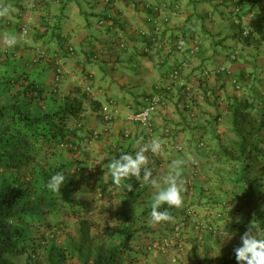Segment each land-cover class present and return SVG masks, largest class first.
<instances>
[{"label": "crops", "instance_id": "1", "mask_svg": "<svg viewBox=\"0 0 264 264\" xmlns=\"http://www.w3.org/2000/svg\"><path fill=\"white\" fill-rule=\"evenodd\" d=\"M2 6H10V12L0 17V47L22 56L19 64L29 71V82L56 98L51 104L45 100L47 110L35 112L40 116L58 110L61 103H81L84 113L79 123L71 121L72 126L83 137L91 130L100 136L74 158L79 164L94 158L102 179L110 178L108 163L113 158L138 150L137 139L156 138L163 151L146 154L153 176L167 174L171 161L183 159L182 194H196L194 185H201L202 179L195 173L199 168L193 173L194 166L213 165L218 144L236 140L227 105L236 100L264 109V0H0ZM232 22L248 30L249 37H239ZM22 27L28 31L25 40ZM143 31L151 38L145 40ZM6 33L17 37L14 46L4 45ZM66 45L73 54L63 49ZM192 45L198 46L195 54L186 49ZM56 67L62 74L54 85ZM173 68L180 71L183 87L169 78ZM87 85L90 94L84 92ZM155 90L166 93L165 102L152 115L150 126L142 127L134 116ZM103 107L117 111L109 125L102 120ZM138 182L133 195L140 196L133 205L143 208L152 203L154 189ZM96 190V199L83 195L79 203L70 202L88 205L90 211L80 215L96 210L110 216L101 194H114L112 202L127 200L126 192L112 185ZM155 257L157 253L145 262L154 259L156 264Z\"/></svg>", "mask_w": 264, "mask_h": 264}, {"label": "rangeland", "instance_id": "2", "mask_svg": "<svg viewBox=\"0 0 264 264\" xmlns=\"http://www.w3.org/2000/svg\"><path fill=\"white\" fill-rule=\"evenodd\" d=\"M4 49L7 48L0 49V53ZM17 54L12 52L10 58L0 55V103L19 105L31 115L39 116L35 111L47 110L46 101L55 103L56 98L50 94L51 91L46 93L42 89L41 98H37L25 90L29 83V71L19 64L22 56ZM21 83L23 86H20ZM66 103H61L57 109ZM53 111L49 110V113L57 110ZM16 142V138H9L8 135L3 141L4 144ZM27 145L38 150L32 163L11 170L0 169V191L15 198V207L24 205L33 209L32 214L16 217L11 221L13 225L23 228V243L29 249L36 250L31 256L25 254L15 257L13 260L16 264H78L76 257L64 249L69 237L74 233L79 217L86 218L90 225L91 245L84 244V253L92 254L98 246L116 244L126 230L130 229L134 233L130 252H135L141 260L157 253L156 264H238L234 248L240 246L241 237L232 236L230 240H225L224 235L210 233L207 228L212 215H227L243 188L242 184H234V172L223 166L218 159L215 158L214 162L211 161L213 165L206 168L194 166L193 173L196 168L200 169L195 173L200 172L202 184L194 185L197 188L196 194H182V206L174 207L171 212L173 219L167 227L163 222L151 223L150 215L145 214L151 211V204L140 208L138 204L133 205L137 201L134 199L126 206L122 204L123 201L114 200L110 216L96 210L84 215L73 212L76 207H69L70 202L79 203L83 195H92L95 198L96 187L102 188L104 184L95 185L96 176L101 175V172L100 165L94 158L84 164H79V159L74 158L79 157L91 144L87 146L83 142L75 153L61 148L51 149L47 144L38 146L31 141L27 142ZM76 167L83 169L78 171ZM57 172L63 173L66 181L60 191L52 192L46 184ZM251 175L255 180L254 189L260 194V200L254 204L251 211L264 213V158ZM91 191L94 193L91 194ZM232 218L238 222L246 221L241 214H235ZM50 234L54 235L53 239ZM41 238L45 239L43 246L39 245ZM152 263L154 259L150 262Z\"/></svg>", "mask_w": 264, "mask_h": 264}, {"label": "trees", "instance_id": "3", "mask_svg": "<svg viewBox=\"0 0 264 264\" xmlns=\"http://www.w3.org/2000/svg\"><path fill=\"white\" fill-rule=\"evenodd\" d=\"M232 25L234 30L237 28V35L243 38L242 31L244 29L238 27L239 24L236 25L232 22ZM36 38L39 39L40 37ZM20 86L23 84L21 83ZM25 90L29 94L41 98L42 89L34 85L33 81L25 86ZM93 108L99 107L94 104ZM226 110L232 114L230 132L236 140L218 144L216 151L212 154L222 162L223 166L234 172V184H242L243 188L227 215L220 213H217L216 216L212 215L207 228L210 233L217 235H223L226 230L233 237H241L247 230L249 221H253L258 235L264 236V213L258 210L251 211L254 204L260 200V194L254 189L255 180L251 173L255 171L261 159L264 158V109H259L257 104L253 102L241 103L233 100L231 105H227ZM83 113L84 108L81 103L76 101L66 103L54 113L46 112L40 116L31 115L29 111L24 110L19 105L0 103V169L11 170L32 163L38 150L28 147L27 142L29 141L38 146L47 144L51 149L59 148V145H80L82 140L89 138L90 132L83 137L82 132L73 127L71 121L76 120L79 123L80 115ZM7 135L9 138H16L17 142L4 144V137ZM121 153L127 152L122 151ZM206 166L208 165H204V168ZM76 168L78 171L83 169V167ZM96 180L99 183H104L103 188L105 185L107 187L112 185L124 190L127 194V200L122 203L124 206L128 205L132 199L136 200L140 196L139 194L136 197L133 195L139 185L134 177L122 180L120 185L114 183L112 176L105 181L97 175ZM129 184L132 185V191H128ZM103 188L101 189L103 190ZM114 198L115 195L109 192L106 196L100 195V199L107 200L105 213H110ZM15 204V198L11 194L0 191V264H16L13 260L15 257L25 254L31 256L36 251L29 249L23 243V228L11 223L16 217L32 214L33 209L24 205L20 208L15 207ZM70 206L73 205L69 203ZM165 207L167 206H161L160 210L163 211ZM50 209L51 207L48 208V210ZM222 209H226V207H222ZM81 211L87 213L90 208L88 205L85 208L76 207L73 212L79 213ZM168 211L171 214L172 211ZM150 212L145 214L150 215ZM235 214H241L246 221H235L232 218ZM163 225L169 227V221L163 222ZM133 234L130 229H127L124 236L116 244L106 247L98 246L92 254L84 253L82 251L84 244L91 245L90 225L87 219L79 217L74 233L69 237L64 250L74 255L78 264H145L144 259L141 260L135 252H130ZM53 264L60 263L54 262Z\"/></svg>", "mask_w": 264, "mask_h": 264}, {"label": "clouds", "instance_id": "4", "mask_svg": "<svg viewBox=\"0 0 264 264\" xmlns=\"http://www.w3.org/2000/svg\"><path fill=\"white\" fill-rule=\"evenodd\" d=\"M9 12H10V6L0 7V17H4L8 15ZM235 22H238L237 17L235 18ZM21 31L20 34L22 40L27 39L28 31L25 37L23 36ZM242 37L243 38L249 37V31H248V36L242 35ZM2 39L4 45L8 47L14 46L17 43V37L14 34L6 33L4 34ZM188 48L189 47H187L186 49L189 52ZM63 49H60V51H62ZM9 51H7V49H4L3 51H1L0 54L3 55L7 54L8 56L11 57L12 54ZM232 55H235L236 58V52ZM235 58L232 60H235ZM173 69H177V68H173ZM61 74H62L61 71L58 69V67H56L55 75H54V81H55L54 85L60 82ZM238 86L240 87V85ZM84 92L86 93L85 90ZM86 94H90V93H86ZM84 143H85V139H84ZM136 144L139 147L134 154L121 153L119 158H113L108 163V171L112 176L114 183L117 185H120L122 180L131 179L133 177L137 181H142L144 184H150L154 189V192L152 194L150 222L157 224L160 222L171 221L173 219V216L169 213L168 208H172V207L179 208L182 206L183 203L182 193L185 191V181L183 179L182 172H183V166L185 165L186 161L183 159H175L171 161L170 170L168 171L167 174L161 176H153L152 169L148 167L149 158L146 154L149 152L153 154H158L162 152L163 144L159 141V139L156 138L150 139L148 142H144L143 137L137 139ZM78 147L80 149L79 145ZM64 150H68L72 153L76 152V151H71L69 149H64ZM65 181H66V176L61 172H57L49 178L46 186L48 190L52 192H57L60 191ZM262 183H264V180H262ZM128 191H132L131 184L128 185ZM165 205L167 207H165L164 210L161 211L160 210L161 206H165ZM223 235L225 237V240H230L232 238V235L229 234L226 230L223 232ZM240 239H241L240 246L234 248L235 258L238 264H264V236L258 235L256 225L253 221L247 226V230L244 232V234L241 236ZM44 240L45 239L42 238L39 240L40 246H43L41 242H43Z\"/></svg>", "mask_w": 264, "mask_h": 264}, {"label": "built area", "instance_id": "5", "mask_svg": "<svg viewBox=\"0 0 264 264\" xmlns=\"http://www.w3.org/2000/svg\"><path fill=\"white\" fill-rule=\"evenodd\" d=\"M174 8L178 9V6L174 5ZM235 11H237V8H235ZM21 33L23 34L24 37L27 35V30L25 27H22ZM140 35L145 40H148L151 38V36L149 37V35L144 31ZM242 35L248 36V31L243 30ZM179 47L182 48V45H179ZM145 48L148 49V46H146ZM64 49L66 51H68L70 54H72V52H73V50L70 46H65ZM188 49H189L190 54H195L198 51V47L196 45H193V46L189 47ZM234 58H235V55H231V59H234ZM169 78L174 80L175 82H177L179 87L183 86V80L180 78V72L178 69L171 70V72L169 74ZM85 91H86V93H90L91 92V86L87 85L85 87ZM165 94L166 93L164 91H163V93H157V90H155L153 93L147 95L144 98L142 107L140 109H138L136 115L134 116V121L137 124H139L140 126L148 128L150 126V123H151L152 115L157 112V109L159 106L164 104L165 97H166ZM100 114H101V117H102L104 124L109 125V123H111L113 121L114 117L117 115V111H114V110L108 111L107 107H103ZM99 136H100L99 131H97V130L91 131L90 135L88 136L89 138L85 140V144L90 145ZM60 147L64 148V149H69L71 151H78V149H79L78 146H73V145H60ZM49 236L52 239L54 238L53 234H50ZM43 243L44 242H41L42 245H43Z\"/></svg>", "mask_w": 264, "mask_h": 264}]
</instances>
